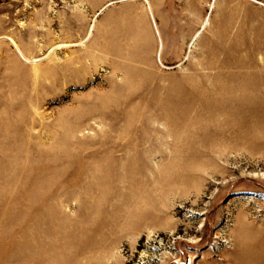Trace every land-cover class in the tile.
Instances as JSON below:
<instances>
[{
	"label": "rangeland",
	"instance_id": "rangeland-1",
	"mask_svg": "<svg viewBox=\"0 0 264 264\" xmlns=\"http://www.w3.org/2000/svg\"><path fill=\"white\" fill-rule=\"evenodd\" d=\"M0 264H264V0H0Z\"/></svg>",
	"mask_w": 264,
	"mask_h": 264
}]
</instances>
